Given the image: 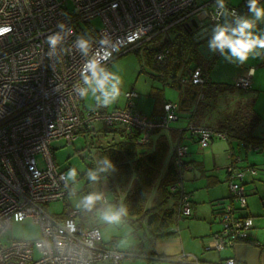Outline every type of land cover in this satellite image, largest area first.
I'll return each instance as SVG.
<instances>
[{
	"label": "built area",
	"instance_id": "built-area-1",
	"mask_svg": "<svg viewBox=\"0 0 264 264\" xmlns=\"http://www.w3.org/2000/svg\"><path fill=\"white\" fill-rule=\"evenodd\" d=\"M226 3L240 14L248 12L247 0L240 7ZM212 10L213 4L197 6L194 0H0V28L11 29L0 36V264H121L138 255L119 250L113 243H103L97 227L77 226L74 217L89 211L83 206L80 210L71 208L67 214L49 211L50 204L64 202L73 189L70 182L60 179L65 172L54 163L50 144L60 138L70 144L80 129L95 130L96 123H101L120 127L126 134L135 135L139 145H145L154 130H168L179 119L180 108L178 103L166 101L158 114L149 116L136 108L137 93L129 91L121 108L107 110L95 104L80 110L82 98L76 87L81 83L83 58L71 45L76 36L87 35L92 37L96 51L97 42L104 38L103 44L110 47L100 49V55L108 58V64L124 47L151 43L156 36L170 39L172 27L184 14L213 25ZM204 11L209 15L204 16ZM96 18L99 26L91 23ZM60 22L66 24V39L57 56L49 59L45 40L58 31ZM169 56L166 46L154 54L153 61L167 66ZM252 74L253 69L249 68L237 76L234 88L249 91ZM175 81L202 88L209 81V72L200 65L187 69L184 63ZM197 98H204L202 91ZM186 131L195 138L199 149L206 148L213 138H226L224 132L191 121ZM240 144L247 150H264V144ZM174 151L181 179L170 189L178 191V224L191 213L184 173L196 166L184 159L186 145L178 143ZM239 161L233 156L225 166L229 200L218 216L219 229L210 235L205 250L219 251L248 241L255 225V216L240 212L247 207L245 172L254 176L256 169L237 168ZM104 176L110 182V173ZM102 203H107L105 195ZM14 217L37 225L38 235L3 243L1 238L11 228ZM220 264L235 261L228 258Z\"/></svg>",
	"mask_w": 264,
	"mask_h": 264
},
{
	"label": "crops",
	"instance_id": "crops-1",
	"mask_svg": "<svg viewBox=\"0 0 264 264\" xmlns=\"http://www.w3.org/2000/svg\"><path fill=\"white\" fill-rule=\"evenodd\" d=\"M226 1H228L233 6L240 7L243 0ZM195 2L197 6L204 4L211 6L213 4V0H195ZM261 4L264 5V1H261ZM243 14H247V12H243ZM185 15L186 14L182 16L184 18L181 21L172 27V37L170 39L167 37H158L155 41L150 43L149 47L154 48L161 46L166 40L172 41L176 36L186 40V33H190L192 36L193 33L199 28L210 24V22L207 20H200L195 15H190L187 17ZM194 25H197L198 27L195 28ZM257 31L264 33V23H258ZM197 45L198 43H196V47ZM219 55L220 53L216 52L213 54L211 59H205L202 55L198 54L196 56V60L190 59V63L188 64L187 59L189 58V53H186L184 61L187 63V69L196 65L207 68L209 70L210 82L217 81L211 77V73L213 72V70L211 71L212 67H216L220 64H226L227 67L231 68L229 73L226 75V78L230 79L231 85H233V80L237 76L244 75L249 68H252V87L247 92H241L239 94V98L232 100V106L233 108H236L242 105L245 100L253 99V109L257 115L262 118V121L257 125L253 134L256 137L264 138V126H262L264 125V115L259 114L255 109L257 108L256 105L259 99L264 97L262 96L264 95V56L250 58L243 65H235L228 62L222 56L218 59ZM196 61L199 63H196ZM201 61H206L207 64H200ZM179 73H181V69H179L178 75ZM176 91L177 92L164 100L163 103L166 101H173L178 103L180 108L181 95L179 90ZM81 102L83 103L84 107H87V105H85V99H82ZM162 104L156 106V103V107L151 110V113H145L143 108H138L137 105L136 108L142 113L152 116L158 114L161 111ZM233 108L231 111L234 110ZM193 109V106H190L187 109L180 108V116L177 122L173 124L168 130L160 131L168 138L170 146L169 154L175 150V147L178 145V143L186 145L187 154L185 155L184 159L186 161L193 162L196 166L193 170L184 173V189L189 194L191 213L188 216L182 217L178 221V232L169 234L167 236H160L153 240V242L149 240L150 233L149 230L146 229L144 222L142 228H134L135 230L138 229V231L142 233L140 248L138 250H133V252L136 251L140 253L134 257L140 258L144 260V262L133 260L134 257H132L130 260H123L121 264H195V260H197L199 264H220L228 258H233L235 264H264V163L258 165L257 168L252 163L248 162H243L244 165L239 166V163L236 165L237 168L254 166L256 169V175L254 176L248 172H245L243 180L244 188L248 187L250 189L247 191L246 195L247 207L240 213L255 216V225L249 233L248 241L237 242L233 246L219 251L204 249V245L208 242L210 235L219 229L218 216L220 215L224 203L229 200V189L226 172L224 176H221L218 171L213 170L214 167H212L211 170H206L204 155L193 153L190 147L187 145L190 142L193 144L196 143L195 138L190 136V134H188L186 131V125L190 121L191 111ZM226 112L218 114L217 112H214L213 108L206 106V108L203 110L204 115L200 125L212 127V125L224 114H226ZM113 129L120 130L121 128L113 127ZM112 135L115 139L111 145L120 140L118 132H112ZM154 138L155 134L152 133L150 140L154 141ZM220 139H224L228 142V148L226 149L227 151L225 150L226 152L222 153L225 155L226 160L224 161V164L232 162L233 156L238 157L240 149L248 151L247 148L242 146L240 141L237 139ZM213 140L214 138L211 142H213ZM147 144L142 146L147 148ZM209 145L207 147H209ZM145 148L144 150H150L149 148ZM255 152L264 155V150ZM216 155L217 154L215 152L211 153V159L214 160ZM244 156L246 158H244V160H248V154H244ZM241 160L244 161L243 158L240 159V161ZM109 173L110 182L108 181L107 185L111 186L109 187L113 192L115 185L113 186L114 182L112 175L111 172ZM113 194L115 197L113 201L116 200L119 203L122 199V195H116L115 192ZM253 194L255 195L253 196ZM174 227H176V223L170 226L169 230H174ZM256 242L259 245H257Z\"/></svg>",
	"mask_w": 264,
	"mask_h": 264
},
{
	"label": "rangeland",
	"instance_id": "rangeland-1",
	"mask_svg": "<svg viewBox=\"0 0 264 264\" xmlns=\"http://www.w3.org/2000/svg\"><path fill=\"white\" fill-rule=\"evenodd\" d=\"M91 23L94 26H99L100 20L96 18L93 19ZM83 27L86 28L87 25L83 24ZM149 45L150 42L124 47L117 56L106 65L109 71L118 73L122 78L119 98L114 104L106 107V109L112 110L114 108L123 107L126 102L125 93L134 91L137 93V98H135L134 101L138 108L142 107L145 113H151V110L154 107L161 105L164 100L177 92L176 87L172 85L168 79L164 80L157 77L161 75V69L149 64L147 52L148 48H151ZM220 57L221 55L218 56V59ZM196 63L199 62L196 61ZM200 64L206 65L207 62L201 61ZM213 67L211 69V71L213 70L211 77L212 79L217 80L214 82L228 84L225 86V89H223V92L217 94L215 98H212L208 102V106L213 108L214 112H217L218 114L226 111V113H228L233 108L232 100L239 98L241 92L231 85L230 79L226 78V75L231 68L227 67L226 64H220L214 68ZM85 103L87 107H84L81 102L80 110H87L96 104L94 98L91 96L85 99ZM256 106V111L259 114L264 115V97L259 99ZM233 109H237V107ZM176 122L177 121H174L171 126ZM104 127L103 124L96 123L95 130L86 131L82 129L78 131L77 136L70 144L61 138L51 142L50 147L57 168L60 171L67 172L69 168L75 167L79 175L75 183L70 182L72 187L75 188V194L69 196L64 202L61 201L55 204H50L48 208L51 213L67 214L71 208L78 210L81 209L79 201L83 196L90 192L102 193V195L106 196L107 203L104 204L100 201L91 211L75 216L74 221L76 225L83 229L97 227L101 232V241L103 243H113L120 250H138L142 238V233L139 232L138 229L135 230L134 227L127 223L123 218L118 224H108L101 218L103 210L108 206L117 208L112 204L115 197L109 185H107L108 179L104 176V173L100 174L98 183L89 181L87 177L88 170L97 166L94 159L96 150L111 145L115 139L112 135V131H106L104 130ZM187 145L193 153L204 155L206 170H211L212 167H214L213 170L218 171L221 176H224L225 166L229 164H224V161L226 160L225 155L222 154L227 151V141L216 137L209 147L204 149H199L197 143L193 144L190 142ZM213 152L217 154L216 157H214V160L211 159V153ZM244 154H248V160H244ZM238 155L240 159L243 158L244 160L239 161V166L244 165L243 162H248L252 163L257 168L258 165L264 163V155L255 151H244V149H240ZM249 189L250 188L245 187L246 195ZM254 195L255 194H253V196ZM38 233L39 227L37 225L14 217L11 228L2 236L1 241L5 243L11 238H35ZM133 260L144 262V260L136 257H134Z\"/></svg>",
	"mask_w": 264,
	"mask_h": 264
},
{
	"label": "trees",
	"instance_id": "trees-1",
	"mask_svg": "<svg viewBox=\"0 0 264 264\" xmlns=\"http://www.w3.org/2000/svg\"><path fill=\"white\" fill-rule=\"evenodd\" d=\"M194 4H196L195 0ZM158 37L151 41H155ZM185 37L186 40L176 36L172 41L166 40L161 46L148 48V62L153 67L161 69V75L157 76L158 78L168 79L180 91L181 109L194 107L190 121L200 125L204 115L203 110L209 105L208 102L223 92L227 83L210 82L209 78L204 87L198 88L195 85L182 86L175 81L179 69L186 63L184 61L186 53H189L188 64L190 59L196 60L199 54L190 33H186ZM166 46L170 49L167 66L155 64L154 54ZM200 91L204 94V98L197 100ZM253 102V99L245 100L237 109L224 114L210 128L217 132H224L228 140L237 139L246 144H264V138L253 134L262 121L253 109ZM83 129L90 131V129ZM104 130L116 131L120 136L118 142L98 148L94 154L96 164L102 157L109 156L116 166V171L111 172L113 186L115 185L113 193L122 195V199L119 203L114 200L112 204L117 208L127 209V214L122 218L134 228H142L144 222L146 229L149 230L151 242L160 236L175 233L176 231H170L169 227L177 224L178 191L171 190L170 187L181 179V172L175 162V151L169 154L168 138L160 132L161 130L156 129L152 132L155 134L154 141L150 140L145 148L136 142L135 135L126 134L121 129L115 130L108 126H105ZM144 148L150 150H144ZM135 253L140 252L135 251Z\"/></svg>",
	"mask_w": 264,
	"mask_h": 264
},
{
	"label": "clouds",
	"instance_id": "clouds-1",
	"mask_svg": "<svg viewBox=\"0 0 264 264\" xmlns=\"http://www.w3.org/2000/svg\"><path fill=\"white\" fill-rule=\"evenodd\" d=\"M247 14H240L236 9H230L226 0H213L211 19L214 22L211 35L208 39V50L215 54L219 52L228 62L243 65L250 58L264 56V33L257 31L258 23H264V5L261 0H247ZM204 16L209 13L204 11ZM58 31L48 35L45 43L48 45L46 53L49 59L57 56L58 49L62 48L66 39V24H57ZM11 31L10 28H0V36ZM98 43V49L93 51V39L87 35H78L72 42L71 49L83 58L80 71L81 83L76 92L82 99L89 96L94 98L98 108H106L114 104L120 96L122 78L116 72L109 71L107 59L100 55V49L107 50L110 45ZM59 59V57H57ZM116 171V166L109 156L98 160L95 168L87 172L89 181L98 183L101 173ZM79 173L75 167L69 168L60 176V179L75 183ZM75 194L73 188L69 195ZM103 200L102 193L90 192L82 197L79 205L91 211L98 202ZM127 214L125 207L115 208L108 206L102 212V220L108 224H118Z\"/></svg>",
	"mask_w": 264,
	"mask_h": 264
},
{
	"label": "water",
	"instance_id": "water-1",
	"mask_svg": "<svg viewBox=\"0 0 264 264\" xmlns=\"http://www.w3.org/2000/svg\"><path fill=\"white\" fill-rule=\"evenodd\" d=\"M194 27L197 28L198 26L194 25ZM211 29H212V24H208L206 26L199 28L192 35L193 40L196 43H198L197 45L198 53L202 55L205 59H211L213 56V53H211L207 47L208 39L211 35Z\"/></svg>",
	"mask_w": 264,
	"mask_h": 264
}]
</instances>
